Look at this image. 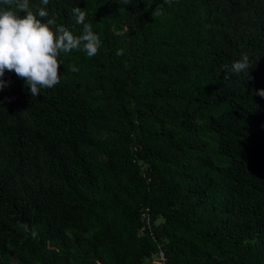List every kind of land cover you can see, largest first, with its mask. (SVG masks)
I'll use <instances>...</instances> for the list:
<instances>
[{"label": "trees", "instance_id": "obj_1", "mask_svg": "<svg viewBox=\"0 0 264 264\" xmlns=\"http://www.w3.org/2000/svg\"><path fill=\"white\" fill-rule=\"evenodd\" d=\"M264 264V0H0V264Z\"/></svg>", "mask_w": 264, "mask_h": 264}, {"label": "built area", "instance_id": "obj_2", "mask_svg": "<svg viewBox=\"0 0 264 264\" xmlns=\"http://www.w3.org/2000/svg\"><path fill=\"white\" fill-rule=\"evenodd\" d=\"M150 264H167L166 259L162 252H158L153 259L150 261Z\"/></svg>", "mask_w": 264, "mask_h": 264}, {"label": "rangeland", "instance_id": "obj_3", "mask_svg": "<svg viewBox=\"0 0 264 264\" xmlns=\"http://www.w3.org/2000/svg\"><path fill=\"white\" fill-rule=\"evenodd\" d=\"M11 264H15L14 262H12ZM143 264H150L149 261H145Z\"/></svg>", "mask_w": 264, "mask_h": 264}]
</instances>
